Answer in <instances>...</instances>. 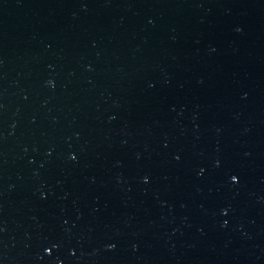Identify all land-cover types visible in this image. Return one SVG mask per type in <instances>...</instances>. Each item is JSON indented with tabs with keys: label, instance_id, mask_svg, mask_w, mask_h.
<instances>
[{
	"label": "water",
	"instance_id": "1",
	"mask_svg": "<svg viewBox=\"0 0 264 264\" xmlns=\"http://www.w3.org/2000/svg\"><path fill=\"white\" fill-rule=\"evenodd\" d=\"M0 2H1V0H0Z\"/></svg>",
	"mask_w": 264,
	"mask_h": 264
}]
</instances>
